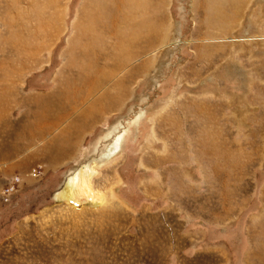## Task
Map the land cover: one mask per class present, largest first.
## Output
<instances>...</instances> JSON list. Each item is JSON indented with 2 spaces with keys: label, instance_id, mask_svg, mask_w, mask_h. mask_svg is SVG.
I'll list each match as a JSON object with an SVG mask.
<instances>
[{
  "label": "rangeland",
  "instance_id": "rangeland-1",
  "mask_svg": "<svg viewBox=\"0 0 264 264\" xmlns=\"http://www.w3.org/2000/svg\"><path fill=\"white\" fill-rule=\"evenodd\" d=\"M0 264H264V0H0Z\"/></svg>",
  "mask_w": 264,
  "mask_h": 264
},
{
  "label": "bare ground",
  "instance_id": "bare-ground-1",
  "mask_svg": "<svg viewBox=\"0 0 264 264\" xmlns=\"http://www.w3.org/2000/svg\"><path fill=\"white\" fill-rule=\"evenodd\" d=\"M115 140H117V141H115L113 147H111L109 150H107L106 154L103 156L104 159H106V160L110 159L112 156H114L117 153L116 150H117V147L120 145L119 144L120 137H118ZM121 141H122V139H121ZM102 159L92 161L91 164L89 163V165L83 167L80 171L74 172V174L69 179H67L68 181L66 183L65 189L63 191L61 190L62 192L59 191L60 193H58L56 195L57 201H59V200H61V201L72 200L75 197L76 190L79 189V190H81V192L83 193V195L87 199H90V200L94 199L93 203H95L97 200H95V195L92 192V188H91L90 184L92 183V181L95 177V174L97 172L96 171V168L98 167L97 165H100V163H102L103 161H106V160H102ZM100 199H99V201H100ZM97 204L98 203H95V205H97Z\"/></svg>",
  "mask_w": 264,
  "mask_h": 264
}]
</instances>
